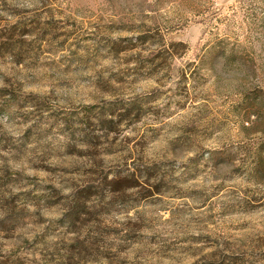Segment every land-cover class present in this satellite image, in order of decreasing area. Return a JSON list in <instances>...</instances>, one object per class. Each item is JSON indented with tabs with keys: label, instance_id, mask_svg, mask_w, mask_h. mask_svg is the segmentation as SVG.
<instances>
[{
	"label": "rangeland",
	"instance_id": "1",
	"mask_svg": "<svg viewBox=\"0 0 264 264\" xmlns=\"http://www.w3.org/2000/svg\"><path fill=\"white\" fill-rule=\"evenodd\" d=\"M0 264H264V0H0Z\"/></svg>",
	"mask_w": 264,
	"mask_h": 264
}]
</instances>
